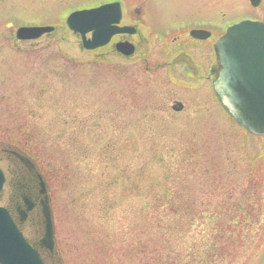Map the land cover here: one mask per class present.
Masks as SVG:
<instances>
[{"label": "rangeland", "instance_id": "1", "mask_svg": "<svg viewBox=\"0 0 264 264\" xmlns=\"http://www.w3.org/2000/svg\"><path fill=\"white\" fill-rule=\"evenodd\" d=\"M101 1L0 0V157L14 144L38 160L61 264H264V136L228 112L211 72L217 40L264 20V0H122L144 8L123 19L139 30L120 37L129 57L68 27ZM26 22L56 30L21 41ZM197 25L218 31L198 40Z\"/></svg>", "mask_w": 264, "mask_h": 264}, {"label": "water", "instance_id": "2", "mask_svg": "<svg viewBox=\"0 0 264 264\" xmlns=\"http://www.w3.org/2000/svg\"><path fill=\"white\" fill-rule=\"evenodd\" d=\"M258 6L261 0H251ZM111 6L98 9L78 11L70 15L68 24L76 32L82 34L83 43L87 49H95L109 43L116 33H134L135 28L118 27L120 14L110 18ZM53 27H21L18 37L36 39ZM93 31V37L87 34ZM196 37L207 38V31L194 30ZM217 51L221 61V71L215 82L224 105L233 116L250 132L264 135V22L244 20L231 26L227 33L217 42ZM117 49L132 55L136 47L133 43L119 42ZM184 103L177 101L173 108L183 110ZM5 176L0 168V191L3 188ZM46 193V183L43 182ZM27 209L32 210L35 204L26 198ZM45 217L46 233L43 245L53 249L55 245V224L53 211L48 195L41 200ZM22 219H26V211L20 209ZM0 263L1 264H44L40 254L29 244L18 228L9 211L0 207Z\"/></svg>", "mask_w": 264, "mask_h": 264}, {"label": "flooded vegetation", "instance_id": "3", "mask_svg": "<svg viewBox=\"0 0 264 264\" xmlns=\"http://www.w3.org/2000/svg\"><path fill=\"white\" fill-rule=\"evenodd\" d=\"M115 1L117 0H103L100 3L90 4V6L85 5L83 7H76L73 10L82 8H95L103 3H111ZM121 9L123 19L125 18L126 14H130L133 9L136 10L138 14L144 13V8L140 5L134 6L132 8L127 4H122ZM194 28L206 29L205 27L197 25L191 28V30ZM212 32L213 34H215V32L217 33V31H215V28H212ZM158 33L161 35V31H156L157 35H159ZM165 33V37L171 35L167 30ZM130 36L133 35H118L113 39V41L115 39V42H118L120 40H130L129 38H120ZM218 71L219 66L217 69L213 67L211 69V72L216 76L218 74ZM10 147L11 148L4 149V151H6L7 153L5 155L6 158L0 157V161H3L6 164V167H3L0 163L6 174V183L3 191L0 193V198L3 196V194L7 195V203L4 205L7 206L12 217L15 219L20 229L23 231L29 241L39 250L45 262L47 264H61L62 262L60 258L62 254H60V250L57 249V247L55 249H50L42 244V238L45 235V223L41 207V200L46 196L45 193H42V190H44L43 182L45 181L47 185V193L49 195L51 194L49 182L46 176L45 178L43 177V171L36 161H34L21 149L16 148L13 145H10ZM26 198H29L35 204V207L32 210L27 209V203L25 200ZM1 204L3 203L1 202ZM20 209L26 211V219H22Z\"/></svg>", "mask_w": 264, "mask_h": 264}, {"label": "trees", "instance_id": "4", "mask_svg": "<svg viewBox=\"0 0 264 264\" xmlns=\"http://www.w3.org/2000/svg\"><path fill=\"white\" fill-rule=\"evenodd\" d=\"M108 210H109V209H108V207L106 206V208H105V212H107ZM104 218L109 220L108 215H106L105 213H104Z\"/></svg>", "mask_w": 264, "mask_h": 264}]
</instances>
